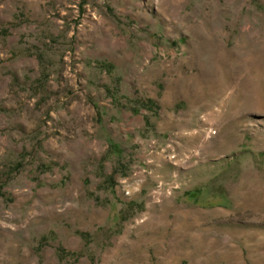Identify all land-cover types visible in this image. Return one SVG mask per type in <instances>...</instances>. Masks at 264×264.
<instances>
[{
	"label": "rangeland",
	"instance_id": "rangeland-1",
	"mask_svg": "<svg viewBox=\"0 0 264 264\" xmlns=\"http://www.w3.org/2000/svg\"><path fill=\"white\" fill-rule=\"evenodd\" d=\"M0 264H264V0H0Z\"/></svg>",
	"mask_w": 264,
	"mask_h": 264
}]
</instances>
